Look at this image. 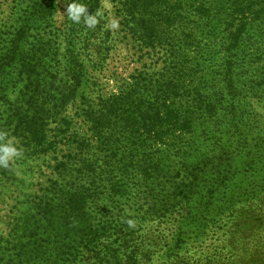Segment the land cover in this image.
I'll list each match as a JSON object with an SVG mask.
<instances>
[{"label":"trees","instance_id":"trees-1","mask_svg":"<svg viewBox=\"0 0 264 264\" xmlns=\"http://www.w3.org/2000/svg\"><path fill=\"white\" fill-rule=\"evenodd\" d=\"M112 1L161 66L109 96L97 0L94 28L0 23V264H264V0Z\"/></svg>","mask_w":264,"mask_h":264},{"label":"rangeland","instance_id":"rangeland-1","mask_svg":"<svg viewBox=\"0 0 264 264\" xmlns=\"http://www.w3.org/2000/svg\"><path fill=\"white\" fill-rule=\"evenodd\" d=\"M50 2L52 5V15L50 17L52 25L59 30H63L72 22L67 15L69 1L50 0ZM97 2L99 4L97 14L102 20L106 21V26H110L111 29L118 32L117 36L119 38L116 49L110 54V59L107 61L105 70L101 74L93 73L102 86L103 95L109 96L117 91L120 79H127L134 72L142 70H148V72L157 71L161 65L160 61H156L157 56L146 54V51H141L129 36L125 37L122 26L120 25L119 5L116 2L112 0H97ZM28 5V0H0V23L4 24L10 20H16ZM113 24L116 26L113 27ZM81 27L88 28L83 23V20L81 21ZM77 47H80V44ZM90 57L92 60L94 59V56ZM68 115H74V110L71 108L68 109ZM39 169L44 176L50 175V170H47L44 165ZM35 172L32 174L33 183L45 180L43 177L35 174ZM7 211L8 208L0 203V234L2 235L8 232V227L5 223V214Z\"/></svg>","mask_w":264,"mask_h":264},{"label":"clouds","instance_id":"clouds-1","mask_svg":"<svg viewBox=\"0 0 264 264\" xmlns=\"http://www.w3.org/2000/svg\"><path fill=\"white\" fill-rule=\"evenodd\" d=\"M88 8L82 4L78 3L77 0L71 2L67 6V15L69 19L74 23H80L83 20V23L88 28H94L98 19L96 16L88 14ZM113 27L116 25L113 24ZM21 155V151L14 145V143L9 140L7 143L0 144V165L7 166L10 161ZM129 226H134V221H128Z\"/></svg>","mask_w":264,"mask_h":264}]
</instances>
